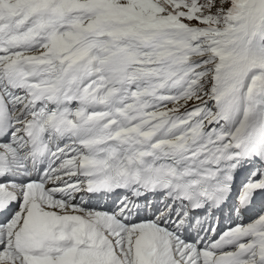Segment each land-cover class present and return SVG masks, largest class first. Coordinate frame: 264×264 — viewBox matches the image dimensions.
<instances>
[{"label":"snow or ice","instance_id":"obj_1","mask_svg":"<svg viewBox=\"0 0 264 264\" xmlns=\"http://www.w3.org/2000/svg\"><path fill=\"white\" fill-rule=\"evenodd\" d=\"M0 264H264V0H0Z\"/></svg>","mask_w":264,"mask_h":264}]
</instances>
